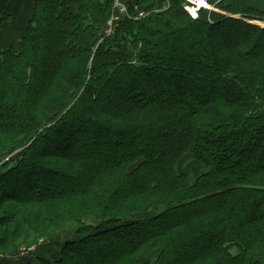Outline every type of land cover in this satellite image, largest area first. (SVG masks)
I'll return each instance as SVG.
<instances>
[{"label":"trees","instance_id":"1","mask_svg":"<svg viewBox=\"0 0 264 264\" xmlns=\"http://www.w3.org/2000/svg\"><path fill=\"white\" fill-rule=\"evenodd\" d=\"M185 1L122 0L148 15L104 37L113 0H0L1 254L264 264V0Z\"/></svg>","mask_w":264,"mask_h":264},{"label":"rangeland","instance_id":"2","mask_svg":"<svg viewBox=\"0 0 264 264\" xmlns=\"http://www.w3.org/2000/svg\"><path fill=\"white\" fill-rule=\"evenodd\" d=\"M199 2H200V4H201V6L200 7H197L196 8V6L195 7H193L194 5H189L186 1H185V3L183 4L184 5V8H185V10H186V12H187V15L191 18V19H193V20H196L198 17H199V11L200 10H205V11H209V12H218L220 15H222V16H225V17H229V15H226L224 12H222V11H218L217 9H215V6L214 5H211V4H209L208 3V1L207 0H204L205 1V3L203 2V0H198ZM259 8V7H258ZM239 19H240V17H239ZM16 21H14V19H12L11 21H10V23H8L7 24V26H9V28H10V32L8 33V34H6V36L5 35H2V38L0 39V46H15L16 45V43H17V41L19 40V38H16V37H14V34H15V32H19V34H20V31L22 32V30H23V27H24V24H21V23H19L18 25L15 23ZM246 22V21H245ZM248 23H250V24H252V25H256V26H259V27H263V25H264V21H260V20H250V21H247ZM102 28H103V24H102ZM86 44H88V42H86ZM116 58V57H115ZM49 125L50 124H46V125H44V124H42L41 125V127H49ZM17 150V149H16ZM16 152L17 151H14L13 153L12 152H10V153H7V155H3L0 159V166L2 165V163H3V161L5 162L6 160H8V157H12V156H14L15 154H16ZM15 161L13 162V164L11 165V168H14V166H15ZM183 170H186V172H189V174H190V177L191 178H194L196 175H197V172L200 170L199 168H197V165H192L191 164V167H190V164L189 163H184L183 164V169H182V171ZM71 232H73V231H71ZM71 232H69V233H71ZM65 233V232H64ZM69 233H67V234H69ZM60 234V233H59ZM62 234V233H61ZM51 239V238H50ZM36 244V243H35ZM35 244H33L32 243V240L31 239H29V238H25L24 240H23V242L22 243H19V244H17V246L16 247H21V246H23V247H28V246H33V245H35ZM49 247V245H45V246H41L40 248H39V250L38 251H46L47 250V248ZM16 249H14L13 251H15ZM9 255V254H8ZM15 252L13 253V254H11V257H8V259L9 260H11V259H13L15 256ZM27 256V255H26ZM42 256H45V254H43L42 253ZM154 257L155 256H153L152 258H151V260L150 261H152V260H154ZM17 260V263H21V262H26L25 261V258L26 257H23V258H17V257H15ZM10 262V261H9ZM11 263V262H10ZM16 263V264H17Z\"/></svg>","mask_w":264,"mask_h":264},{"label":"built area","instance_id":"3","mask_svg":"<svg viewBox=\"0 0 264 264\" xmlns=\"http://www.w3.org/2000/svg\"><path fill=\"white\" fill-rule=\"evenodd\" d=\"M186 2L189 5L190 4L194 5L193 7L196 6V8L201 6V4L198 0H186ZM203 2L205 3L204 0H203ZM167 7H168V4H167ZM151 11L152 12H158L159 10L152 9ZM147 15H148L147 12L139 10L137 17L131 18L129 16L128 8H127V6H125V4L122 2V0H113L112 13H111L110 18L106 22V27L103 31V36L104 37H110L113 34L114 30L119 26L120 21L124 18H130V19H133L134 21H136L138 19H142V18L146 17ZM239 17L240 16H235V18H238V19H239ZM43 244H44L43 240H40L33 246L21 247L18 250V252L15 253L14 256L17 258H23L26 255H28L29 252H31V253L34 252L37 247H39ZM8 257H11V255L0 253V260L8 259Z\"/></svg>","mask_w":264,"mask_h":264},{"label":"crops","instance_id":"4","mask_svg":"<svg viewBox=\"0 0 264 264\" xmlns=\"http://www.w3.org/2000/svg\"><path fill=\"white\" fill-rule=\"evenodd\" d=\"M36 0H16V3H15V7H17V8H19V12H18V15L19 16H22V14L24 13L25 14V12H27L26 10L27 9H29L31 6H29L28 7V3H30V2H35ZM129 2H130V4L131 5H135L136 4V2H137V0H128ZM138 11L141 9V8H137V7H135ZM17 25L19 24V23H23V21H16L15 22ZM17 259L14 257L13 259H11V260H9V259H4V261H2L3 263L2 264H16L17 263V261H16ZM11 263H10V262ZM18 264V263H17Z\"/></svg>","mask_w":264,"mask_h":264}]
</instances>
